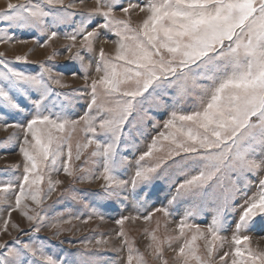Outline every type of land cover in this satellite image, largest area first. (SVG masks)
<instances>
[{"label":"snow or ice","instance_id":"6c2138e0","mask_svg":"<svg viewBox=\"0 0 264 264\" xmlns=\"http://www.w3.org/2000/svg\"><path fill=\"white\" fill-rule=\"evenodd\" d=\"M136 10L145 17L132 27ZM0 25V31L10 33L0 36V43H28L17 33L30 34L41 48L63 38V52L69 53L67 62L57 65L62 53L54 49L38 63L39 71L31 72L18 66L30 63L26 55L9 60L0 52V117L23 121L3 123L22 134V165L13 166L22 172L0 187V264H120L125 250L124 264H147L124 239L125 221L132 216L114 220L119 226L111 244L115 261L99 250L107 248L108 239L81 241L71 252L53 251V240L63 245L60 237L71 231L63 225L80 219L69 209L57 213L46 204L65 183L51 177L68 140L60 134L77 126L85 135V142L76 145L80 164L69 166L73 153L68 143L63 172L73 183L94 187L69 185L54 204L67 193L88 210L82 223L93 217L104 222L121 208L147 206L156 195L160 170L176 165L184 179L173 181L167 204L153 209L166 218L178 217L177 238L184 243L176 264H216V242L223 246L226 237L220 233L229 227L235 247L218 256L221 264H229L230 256L231 264H264V249L253 248L244 234L257 217L264 221V0H147L143 5L95 0L90 8L86 0H23L0 10ZM110 34L118 39L114 52L106 53L102 45ZM68 78L82 83L73 87ZM192 97L198 104L185 113L182 106ZM78 108L83 114L72 118ZM149 124L163 131L137 157V138L146 135ZM146 158L154 162L146 166ZM253 186L256 192L247 196ZM240 197L243 203L237 204ZM237 208L238 218L230 221ZM198 218L207 222L206 229L189 222ZM45 229L51 235H40ZM149 238L146 250L161 259L162 242L154 234ZM201 238L203 256L195 244Z\"/></svg>","mask_w":264,"mask_h":264},{"label":"rangeland","instance_id":"374dc122","mask_svg":"<svg viewBox=\"0 0 264 264\" xmlns=\"http://www.w3.org/2000/svg\"><path fill=\"white\" fill-rule=\"evenodd\" d=\"M11 3H21L23 0H0V10H6L7 4ZM67 3L68 0H65ZM133 3H137L143 5L147 2V0H132ZM95 5V0H86L87 7H93ZM77 9L82 10V6L77 2ZM145 17V13L139 12L136 10L131 15L132 27H136L138 24L142 22ZM0 29H3V25H0ZM10 35L6 30L0 31V36ZM17 36L28 41L26 44H20L17 42H5L0 43V52L6 53V58L9 60H14L16 55H26L30 61L29 64L24 65L20 64L18 66L23 67L26 71L37 72L39 71L38 63L46 61L47 57L52 54V51L56 49L58 52H61V55H57L54 63L57 65H63L66 63V57L69 55L67 52H63V45L67 43V41L63 40V38L54 40L49 42L46 47L41 48L38 44H36L30 34L17 33ZM109 42L103 44L102 46L105 49L106 53H113L115 49V44L113 41L118 38L115 35H109ZM99 50V46L97 47V52ZM75 51V49L73 50ZM92 74L96 75L95 70L93 68ZM69 84H72L73 87L78 86L82 83V81L77 80L73 82L70 78L67 79ZM19 100L20 97L17 96ZM198 104L195 97L190 98L189 101H185V104L182 106V111L188 113L193 110ZM4 107V102L0 99V108ZM7 110V109H6ZM47 114V113H45ZM83 114V110L78 108L76 113L73 114L72 118H76L77 115ZM167 117H163L162 119H166ZM7 123H17L23 122L20 117H0V187H3L7 182L15 181L22 172V167L19 170H14L13 166L17 164L22 165V156L19 153V143L21 142L20 137L22 136L21 132L16 129L9 127L5 129L3 126L4 121ZM158 131H163L162 128L152 129L151 125L147 129L146 135L143 137H138L137 149L134 150L135 156H139L143 151L147 150L149 144H151V137L155 136ZM61 136L68 137V140L63 149V155L58 157L55 163V169L51 171V177L53 180L60 179L65 183L63 186H58V191L52 194V198L46 201V204H53L56 212H63L65 209H69L75 215H79L80 219H72L70 224L63 225L64 228H70L71 231H66L62 234L60 239H63L65 243L63 245H59L57 240H53V245L56 247L53 248V251H59L61 248L71 252L74 251L75 248L81 247V241H85L87 239H92L93 244H95V239H108L109 245L107 248L104 246L100 247V252L104 256L105 259L109 260H117V254L111 251V244L116 240L115 237V229L119 226L115 224L114 220L122 216H132L133 219L126 220L124 224L125 237L124 239L128 240L132 243L134 250H137L139 253L143 254L147 264H163L164 261H167V264H176L175 257L178 254L179 247L184 243L183 238H177L178 236V217L174 213L172 218H166L160 212H154L153 209L156 207H160L162 204H167V199L171 194L173 189V181H179L184 179L182 173L177 170V166L173 165L172 167L162 168L159 172L158 179L154 181L156 186V195L153 196L152 200L149 204L143 208H137L135 206H129L127 208H121L119 211L112 212L111 217L106 216L105 221L101 222L98 218L93 217L88 220L87 223H82L81 220L86 219L88 215V210L83 209L82 206L71 200L70 196L65 193L61 203L54 204L53 202L59 196L61 191H64L69 185L76 189H88L90 187H94V185H89L87 183L81 184L79 182L73 183L70 178L66 176L63 172V163L67 161V144L70 143L72 146L73 158L69 162V166H77L80 164V161L75 160L76 154V145L77 143L85 142L84 132L80 129L79 126L73 131L70 127L66 129L64 133L60 134ZM9 137H14L10 142L6 143L9 140ZM166 143V142H165ZM92 149L91 147L85 151L84 155L87 156L88 152ZM163 155V153H154L155 156ZM83 159V157H82ZM154 162L153 158H146L143 162L146 166L150 165ZM49 168H52L51 157L49 158ZM46 171H48L46 169ZM41 187L46 191L47 184V176L45 177L44 183ZM256 187L253 186L251 189L247 191V196H252L256 192ZM243 197L237 199V204L243 203ZM151 212L152 216L149 220H144L143 216L148 215ZM239 208L236 209L235 212L229 215V220H234L238 218ZM140 216V219H135L136 216ZM12 218L15 220L18 218V214L13 212ZM65 219H68V216H64ZM190 223H198L200 224L202 229H206L207 222L196 219L195 221H189ZM147 230V231H146ZM185 232L190 239L191 233L185 229ZM154 234L157 238V241L162 242L163 254L161 259H156L153 255L149 254V251L146 250V246L151 242L150 235ZM244 234H247L251 237V246L256 248L257 245L259 248L264 249V221H261L259 217L256 218V222L254 223L251 231H248ZM15 235V233H13ZM42 236L51 235L50 231L45 229L41 232ZM222 237H226V240L223 243V246H220V242L217 241V253L216 255V264H221L218 259L219 255H223L225 251H234L235 245L231 243L232 236V228L229 227L226 231H222L220 233ZM168 237H172L171 240L167 239ZM7 238V237H6ZM195 244L198 246L199 254L206 255L205 249V240L203 238L198 239ZM243 247V245H241ZM124 258L120 260V264H124V260H126L127 251L121 254ZM229 264H231V256L227 258Z\"/></svg>","mask_w":264,"mask_h":264}]
</instances>
